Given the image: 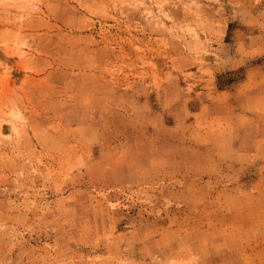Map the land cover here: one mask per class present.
<instances>
[{
    "label": "rangeland",
    "instance_id": "374dc122",
    "mask_svg": "<svg viewBox=\"0 0 264 264\" xmlns=\"http://www.w3.org/2000/svg\"><path fill=\"white\" fill-rule=\"evenodd\" d=\"M0 264H264V0H0Z\"/></svg>",
    "mask_w": 264,
    "mask_h": 264
}]
</instances>
